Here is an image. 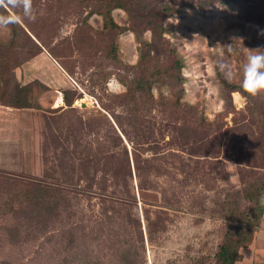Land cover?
I'll use <instances>...</instances> for the list:
<instances>
[{
	"label": "rangeland",
	"instance_id": "rangeland-1",
	"mask_svg": "<svg viewBox=\"0 0 264 264\" xmlns=\"http://www.w3.org/2000/svg\"><path fill=\"white\" fill-rule=\"evenodd\" d=\"M175 1L172 16L155 9L163 38L139 18L144 0L0 7L17 21L0 27V264H221L236 228L252 229L264 93L242 83L264 0ZM41 50L68 84L26 74Z\"/></svg>",
	"mask_w": 264,
	"mask_h": 264
},
{
	"label": "trees",
	"instance_id": "trees-1",
	"mask_svg": "<svg viewBox=\"0 0 264 264\" xmlns=\"http://www.w3.org/2000/svg\"><path fill=\"white\" fill-rule=\"evenodd\" d=\"M232 1L233 0H193L194 4L197 7L202 8V9H207V10H209L211 8V6L214 4L224 5V4L231 3ZM176 2L177 1H175V0H173V2H171L170 0H144V4L142 5V7H144V10H141L142 11L141 17H139V18L144 20V22H147L146 24L154 33L156 32L157 34H160V35L162 34V38H163V34L165 32H168V28L165 27L164 25H162L161 22H159L158 16H157V11H155V9L160 8L161 11H163L167 16H172L175 13H177V11H178L177 7H176ZM114 7H122V5H121V3H117ZM111 11H112V9L110 8L105 13L106 14L105 16L107 17V23L111 24L113 26V25H115V22L113 20L112 15H111ZM156 33H155V35H157ZM41 52H43V50H41ZM49 53L56 60V58L52 54V52H49ZM170 53H171L170 55L172 56L170 75L173 76L174 78L179 79V77L181 76V70L183 68L182 58L176 54L175 49H170ZM56 61L58 62V60H56ZM60 65L64 68V66L62 64H60ZM220 75H221V73H220ZM221 78H222L224 84L227 86H230L232 90L236 88L235 85L230 84L223 77H221ZM39 82H41V81H39ZM67 90H69V89H67ZM65 100L68 104H70L68 102V98L66 95H65ZM135 164H136V171H137L138 175L140 176L141 171H142V167L140 166L139 160H136ZM256 190H257V195L255 197L259 198V197L263 196L264 185H262L258 188L256 187V189H254L253 192H255ZM257 201H255L256 205H255V207H253L252 212H251V213H253V215H250L251 213H249V214L247 213V216H249V218H250L249 224L252 226V229L250 231H245L243 227H237L236 228L237 232H239V234H242V235L244 234V236L240 239L234 238L232 235L229 236V239L221 246V249L219 251L220 257L222 260L221 264H235V262L241 258L240 248L251 241L253 234H254L255 230L259 227L261 218L264 214V204L257 203Z\"/></svg>",
	"mask_w": 264,
	"mask_h": 264
},
{
	"label": "crops",
	"instance_id": "crops-1",
	"mask_svg": "<svg viewBox=\"0 0 264 264\" xmlns=\"http://www.w3.org/2000/svg\"><path fill=\"white\" fill-rule=\"evenodd\" d=\"M46 56H49V59ZM45 59L50 61V72L42 73L37 70V65L34 64H37V61H44ZM25 68L27 75L35 76V78H38L50 87L58 86L59 83L68 84V81L71 80L68 72L46 50L30 60ZM240 254L241 258L235 264H264V214L251 241L240 248Z\"/></svg>",
	"mask_w": 264,
	"mask_h": 264
},
{
	"label": "clouds",
	"instance_id": "clouds-1",
	"mask_svg": "<svg viewBox=\"0 0 264 264\" xmlns=\"http://www.w3.org/2000/svg\"><path fill=\"white\" fill-rule=\"evenodd\" d=\"M20 0H0V7L7 10L9 6H19ZM26 6L25 15L31 18L30 8L31 0H23ZM17 22L15 17L0 15V27H7L11 23ZM264 35V31H261ZM228 77L232 76L231 70L227 73ZM242 87L252 96H257L264 93V48L252 50V54L246 57V62L243 66V83ZM261 203L264 204V197L261 198Z\"/></svg>",
	"mask_w": 264,
	"mask_h": 264
},
{
	"label": "bare ground",
	"instance_id": "bare-ground-1",
	"mask_svg": "<svg viewBox=\"0 0 264 264\" xmlns=\"http://www.w3.org/2000/svg\"><path fill=\"white\" fill-rule=\"evenodd\" d=\"M236 99H240V96L237 94L236 95ZM62 102H63V96H62V94L60 93L59 95H58V97H57V103L58 104H62Z\"/></svg>",
	"mask_w": 264,
	"mask_h": 264
}]
</instances>
